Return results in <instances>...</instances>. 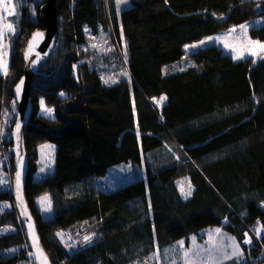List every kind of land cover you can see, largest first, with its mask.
Segmentation results:
<instances>
[{"label": "trees", "instance_id": "1", "mask_svg": "<svg viewBox=\"0 0 264 264\" xmlns=\"http://www.w3.org/2000/svg\"><path fill=\"white\" fill-rule=\"evenodd\" d=\"M126 2L122 8L118 0H56L57 41L40 69L44 75L32 82L24 140L25 196L45 252L52 264H158L156 252L216 227L237 241L245 260L221 264H264L255 241L262 238L249 233L255 224L264 229V58L235 61L220 52L164 72L184 62L186 46L264 22V0ZM43 3L34 0L33 13L21 12L9 74L0 77V116L13 104L22 53L41 28ZM101 34L117 58L124 43L126 80H112L111 54L100 57L89 48ZM161 96L165 104L157 109ZM40 102L53 109L52 118L41 113ZM47 142L56 146L54 169L34 181L38 146ZM4 143L8 150L7 138ZM122 163L138 164L145 178L113 192L95 187L94 177ZM4 168L13 174L12 156ZM184 178L192 187L186 199L176 185ZM9 191L0 192V202L11 205L0 213L7 230L0 235V264H34ZM45 194L52 213L43 218L34 201ZM86 221L101 223L97 234L68 250L57 233Z\"/></svg>", "mask_w": 264, "mask_h": 264}, {"label": "rangeland", "instance_id": "2", "mask_svg": "<svg viewBox=\"0 0 264 264\" xmlns=\"http://www.w3.org/2000/svg\"><path fill=\"white\" fill-rule=\"evenodd\" d=\"M32 1L34 3V0H4V3L10 4L11 8L6 11L3 7H0V30H4L3 36H0V77L4 80L9 74L10 60L12 57V40L18 31L21 12L25 7V11H27L28 14L33 13L34 10L32 4L30 5ZM126 3V0H124V2H119L122 8L126 6ZM9 24L12 26L11 30L6 29V26ZM258 44H264V22L260 19L209 36L198 43L186 46L184 48V58L186 61L184 60L182 63H174V65L167 66L164 68V72L174 71L173 67H175V69H178V67L179 69H184L187 67V64H189L188 60L190 62H202L204 59L215 57L220 52L228 54L235 61H241L246 58L258 60L264 58V51L258 47ZM89 48L98 53L100 57H108L111 54V57L107 61V67L112 80L114 79L118 82L127 79L128 74L125 67L127 54L124 43L122 44L119 58L114 55L112 56L107 35L105 34H101L96 38H91ZM4 64L7 65L6 73L3 71ZM101 80L103 84L107 85L108 80L102 77ZM105 81H107V83ZM160 98L154 100V106L157 109H161L165 104V99L162 103H158ZM0 105L1 107H4L3 99H1ZM39 108L43 115L50 118L53 117L52 108L46 107L42 102H40ZM4 109L1 111L0 116V192L9 191L12 187V175L8 174L4 168V166L7 165L11 154L6 150L4 142L6 138L8 140V134L12 128V126L10 127V123L12 122V119L15 118L14 101L10 107ZM44 109H51V113H47ZM45 145L51 147H44ZM55 151L56 146L52 143L47 142L38 146V170L33 176L34 181H39L53 172ZM144 178V169L138 164L122 163L111 167L106 175L94 177L93 184L99 190L113 192L123 186ZM176 185L181 197L186 199L184 193L189 189L190 183L188 179H181L177 181ZM44 197H47V200L42 203V198ZM188 197L189 196H187V198ZM34 202L43 218L51 216V201L47 194L36 197ZM10 206L7 202H0V213L10 209ZM137 206V202L129 203V207ZM260 208L264 210V202L260 204ZM100 227L101 223L99 222L86 221L70 227L65 231L58 232L57 238L68 250L75 251L90 244L92 238H94V234H97L96 231H98ZM217 229H219V232L216 231ZM6 232V229L3 230V228L0 227V235L5 234ZM249 233L250 236L253 233L255 238H262L261 242L258 239H255V241L257 245L259 243V250L262 251L263 249L264 251V229L260 224H255V228H252ZM85 237H90L91 239L86 241L84 239ZM233 240L235 241V244L233 243ZM246 241L250 240L245 235V243ZM181 242H183V244H181ZM250 243L251 241L246 244ZM236 246H238L240 254L233 256L232 253ZM160 253L161 252H156V254L152 256L153 260L158 262V264H221L233 259L235 263L245 261L237 241L229 233L216 227L202 230L198 235H191L188 240H179L171 248L163 250L162 253ZM185 253H187V256H185ZM226 256L230 258L226 259Z\"/></svg>", "mask_w": 264, "mask_h": 264}, {"label": "water", "instance_id": "3", "mask_svg": "<svg viewBox=\"0 0 264 264\" xmlns=\"http://www.w3.org/2000/svg\"><path fill=\"white\" fill-rule=\"evenodd\" d=\"M38 19L41 28L34 31L26 43L22 53V76L12 89L15 118L8 134L10 143L8 151L13 158L14 168L9 196L28 243V258L34 264H52L40 241L36 221L25 196L29 164L24 140L33 110L31 85L36 76L44 75L40 69L50 59L57 41L56 0H44L43 5L39 9ZM38 33L42 35L38 36ZM17 125H19V135L17 134ZM17 173L20 174L19 186L17 185Z\"/></svg>", "mask_w": 264, "mask_h": 264}, {"label": "snow or ice", "instance_id": "4", "mask_svg": "<svg viewBox=\"0 0 264 264\" xmlns=\"http://www.w3.org/2000/svg\"><path fill=\"white\" fill-rule=\"evenodd\" d=\"M118 2H124V0H118ZM0 7H3L7 11L9 8H11V5L10 4H7V3H4V0H0ZM11 28H12L11 24H9V25L6 26V29L7 30H11ZM3 34H4V30H0V36H3ZM37 35L39 36V35H42V34H39L38 33ZM34 39H35V37H34ZM258 47L262 51H264V44H258ZM30 50H31V45H30ZM253 54H255V53H253ZM3 71L5 73L7 72V65L6 64L3 65ZM105 82L107 83V81H105ZM17 91H19V89H17ZM164 99H166V98L165 97H161L160 98V101H158V103H162ZM44 111H46L49 114L51 113V109H44ZM17 134L19 135V125H17ZM44 147H51V146L45 145ZM19 181H20V174L17 173V185L18 186H19ZM182 192H183V188H182ZM184 194H185V197L186 198H187V196H190L191 195V186L190 185H189L188 191L186 193H184ZM46 200H47V197L42 198V203L44 201H46ZM216 231L219 232V229H217ZM84 239L86 241H88L91 238L90 237H85ZM249 242L250 241H246V243H249ZM233 243L235 244V241L234 240H233ZM181 244H183V242H181ZM239 254H240L239 253V248H238V246H236V248L234 249L232 255L235 256V255H239ZM185 256H187V253H185ZM225 258L227 259V258H230V257L226 256Z\"/></svg>", "mask_w": 264, "mask_h": 264}]
</instances>
